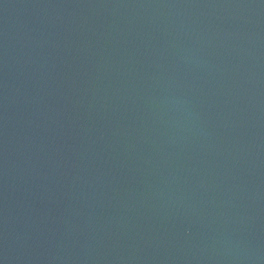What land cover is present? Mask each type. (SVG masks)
I'll return each instance as SVG.
<instances>
[{
    "label": "water",
    "instance_id": "water-1",
    "mask_svg": "<svg viewBox=\"0 0 264 264\" xmlns=\"http://www.w3.org/2000/svg\"><path fill=\"white\" fill-rule=\"evenodd\" d=\"M0 264H264V0H0Z\"/></svg>",
    "mask_w": 264,
    "mask_h": 264
}]
</instances>
